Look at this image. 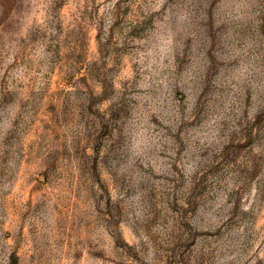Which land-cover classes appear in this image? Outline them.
Segmentation results:
<instances>
[{
    "label": "rangeland",
    "instance_id": "rangeland-1",
    "mask_svg": "<svg viewBox=\"0 0 264 264\" xmlns=\"http://www.w3.org/2000/svg\"><path fill=\"white\" fill-rule=\"evenodd\" d=\"M0 264H264V0H0Z\"/></svg>",
    "mask_w": 264,
    "mask_h": 264
}]
</instances>
